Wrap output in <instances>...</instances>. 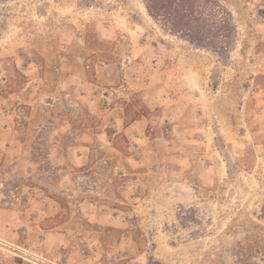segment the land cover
<instances>
[{
    "label": "rangeland",
    "instance_id": "rangeland-1",
    "mask_svg": "<svg viewBox=\"0 0 264 264\" xmlns=\"http://www.w3.org/2000/svg\"><path fill=\"white\" fill-rule=\"evenodd\" d=\"M169 2L0 0V264H264V0Z\"/></svg>",
    "mask_w": 264,
    "mask_h": 264
},
{
    "label": "trees",
    "instance_id": "trees-1",
    "mask_svg": "<svg viewBox=\"0 0 264 264\" xmlns=\"http://www.w3.org/2000/svg\"><path fill=\"white\" fill-rule=\"evenodd\" d=\"M143 1L145 3V6H146L148 13L153 17L157 16L158 12H160V13L167 12V10L170 9L169 5H171L169 0H143ZM178 1L180 3V0H178ZM158 16L164 17L163 14L158 15Z\"/></svg>",
    "mask_w": 264,
    "mask_h": 264
}]
</instances>
